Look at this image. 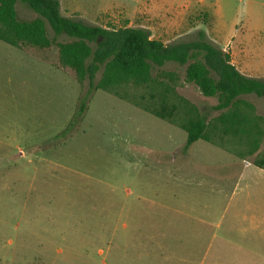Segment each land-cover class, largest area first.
I'll use <instances>...</instances> for the list:
<instances>
[{
  "label": "rangeland",
  "instance_id": "rangeland-1",
  "mask_svg": "<svg viewBox=\"0 0 264 264\" xmlns=\"http://www.w3.org/2000/svg\"><path fill=\"white\" fill-rule=\"evenodd\" d=\"M83 1L79 9L64 6L62 14L92 26L146 29L165 45L204 32L242 74L264 79V0H134L123 8ZM17 12L22 21L37 18L22 3ZM48 34L55 37L49 26ZM55 39L48 49L0 41V264H213L206 253L211 257L216 248L207 242L191 253L173 247L172 231H158L175 223L174 184L159 172L186 153V132L114 93L94 90L89 80L79 84L61 65L56 46L72 39ZM163 69L179 75L178 93L208 119L218 115L217 99L186 82L184 66ZM87 95L85 113L64 133ZM243 98L264 118L263 99ZM204 147L210 146L199 141L188 153L214 165L221 152L206 148L198 155ZM262 152L264 136L260 151L245 160ZM205 208L203 198L192 210L203 218Z\"/></svg>",
  "mask_w": 264,
  "mask_h": 264
},
{
  "label": "trees",
  "instance_id": "trees-1",
  "mask_svg": "<svg viewBox=\"0 0 264 264\" xmlns=\"http://www.w3.org/2000/svg\"><path fill=\"white\" fill-rule=\"evenodd\" d=\"M19 3L37 18L19 20ZM48 26L54 38L49 37ZM62 35L72 40L56 43L60 63L75 73L79 84L89 80L94 90L114 93L183 130L187 134L185 149L204 141L234 153L240 160L260 151L264 118L243 97L255 95L264 100V79L242 74L230 54L207 41L204 32L198 34L197 40L165 45L152 39L146 29L104 28L67 18L59 0H0L1 42L12 47L48 49ZM168 63L184 66L186 82L194 84L204 97L217 99L213 107L216 117L208 119L178 93L181 78L176 72L163 69ZM100 73L101 78L94 84ZM88 98L89 95L81 100L64 133L71 131L85 113ZM231 142L245 146V150H231ZM253 164L264 170V152L257 155Z\"/></svg>",
  "mask_w": 264,
  "mask_h": 264
},
{
  "label": "crops",
  "instance_id": "crops-1",
  "mask_svg": "<svg viewBox=\"0 0 264 264\" xmlns=\"http://www.w3.org/2000/svg\"><path fill=\"white\" fill-rule=\"evenodd\" d=\"M59 2L61 12L64 6L79 9L84 4L83 0ZM133 2L107 0L95 7L123 8ZM194 144L180 157L177 156L179 152L174 151L177 157L173 158L172 166L167 165L165 173L162 170L159 172L167 183L174 184L175 223L168 228L159 225L158 231H172L173 241H168L173 242V247L189 248L191 253L201 243L207 242L209 249L216 248L211 257L209 251L206 253L209 263L264 264V170L253 162H240L227 150L209 143L206 144L210 147L199 149L196 153L199 155L207 151L206 148H215L221 152L216 163L213 165L214 162L206 156L195 159L188 153ZM231 173H234L233 177ZM232 184L234 188L230 194ZM203 198H206V208L204 213H199L203 215L200 218L194 214L192 207L195 203L199 205ZM188 199L191 201L190 210L186 208ZM194 220L198 223L191 222ZM158 241L162 238L159 237Z\"/></svg>",
  "mask_w": 264,
  "mask_h": 264
}]
</instances>
